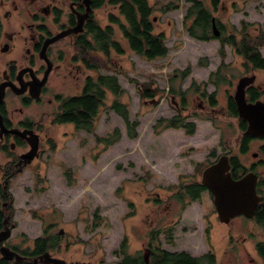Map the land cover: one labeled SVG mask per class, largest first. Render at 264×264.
Here are the masks:
<instances>
[{
	"label": "rangeland",
	"instance_id": "1",
	"mask_svg": "<svg viewBox=\"0 0 264 264\" xmlns=\"http://www.w3.org/2000/svg\"><path fill=\"white\" fill-rule=\"evenodd\" d=\"M15 1L19 9L12 13L10 18L12 21L20 14L26 13V8L32 5L30 0ZM150 1L155 3L171 0ZM177 1L179 7L166 12L157 10L153 14L155 30L164 33L165 43L169 47L165 57L153 60L140 57L130 50L127 41L117 30L115 33L125 48L124 53L118 54L111 49L109 62L101 61L102 55L98 53L99 73L117 76L118 83L124 89L120 98L128 104L129 118L139 123L136 128L138 135L135 138L126 134L122 117L107 107L115 98L111 93H107L106 104L99 110L93 133L75 129L70 124H52L49 114L56 111V103L48 102V98L52 96L49 91L40 102L24 107L22 112L18 111L20 103L13 97L10 111L16 117L27 115L38 119L44 115L42 126L47 127L41 134L38 157L31 170L18 173L9 183L13 209L16 210L14 220L19 222L13 231L14 238H23L21 233L24 231L27 233L26 241H29L28 239L40 233L41 225L29 217L28 209L35 210L36 216L41 215L44 218L48 217L49 211L56 209L59 217L58 227L78 233L82 245H87L88 249L97 248L100 264L117 263L113 251L127 233L128 224L131 223L130 227L134 226L135 232H139L138 226L143 225L141 219L143 210L151 218H155L157 213L164 210L162 205L155 206L154 197L157 193H160V197L163 196L167 192V186L177 182L175 176L186 175L185 181L199 180L201 170L208 161L223 153H238L242 130L239 128L238 117L228 112L227 93L233 95L235 85L241 76L255 73L254 86L263 91L261 99H264V70L244 73L242 58L236 55L229 45H225L226 55L221 60L218 53L219 39L201 41L192 38L184 27V15L191 2ZM204 1L209 5V0ZM210 8L227 33L232 32V25L239 29L242 19L252 23L249 27L252 32L264 22V0H221L215 10L212 6ZM6 9L13 8L10 5L0 7V14L2 15ZM109 12L116 10L110 5L98 7L95 10L96 20L105 25ZM6 20L3 18V21ZM12 25L9 29H16L15 22ZM21 41L19 39L16 41V47L22 45ZM260 52L264 55V47L260 48ZM202 57L206 59L202 60L206 62L204 66L197 63ZM221 63L226 65L221 67L224 68V74L230 82H220L217 86L216 112L200 110L197 106L199 101L194 98L197 85L201 89L206 87V93L214 91L212 83L203 86L202 82L206 81L209 73L216 70ZM187 66L190 67L189 74L182 79L179 71ZM173 73H176V76L172 75ZM136 81L149 82L162 91L153 97L156 99L155 103H149V98L140 96ZM66 82L60 76L52 75L49 85L59 93L66 94L69 92L68 80ZM170 86L180 93H185L187 97L182 115H187V120L196 124L195 133L192 135L186 134L182 127L166 129L158 135L153 133L152 126L157 119L178 113L175 102L179 98L175 95L171 101ZM190 111L193 116L188 115ZM115 128L120 130V138L104 149V143H98L96 137H106ZM248 143V152L240 156L245 165L254 159L251 153L264 145V138L249 139ZM259 158L263 159L259 162L262 171L264 154ZM5 160V156L0 154V163H4ZM66 169L67 175L64 174ZM189 174L194 176L190 177ZM261 190L264 193V187H261ZM206 202L207 198L204 196L200 205L199 203L196 205L204 208ZM129 205L134 209L138 208L137 213L141 210L136 218H126L132 208H129ZM196 205L194 209L198 210ZM171 206L168 220L181 216L182 220L193 221L191 207H187L182 216L176 213L178 210L176 202ZM203 214H208L206 206ZM195 222L194 220L193 223ZM246 222L253 226L252 220ZM196 227L199 230L197 223ZM255 228L257 229L256 225ZM197 229L195 235L200 239L201 235L199 237ZM221 229L222 227H219L213 233L215 244L223 237ZM179 233L181 237L190 238V233L183 231ZM197 238L194 237L193 242L197 243ZM140 246L141 240L139 241L138 237L132 242L131 249L134 252ZM76 250L78 249L75 248L74 251ZM79 257L93 260L94 256L91 254V257L87 255Z\"/></svg>",
	"mask_w": 264,
	"mask_h": 264
},
{
	"label": "flooded vegetation",
	"instance_id": "2",
	"mask_svg": "<svg viewBox=\"0 0 264 264\" xmlns=\"http://www.w3.org/2000/svg\"><path fill=\"white\" fill-rule=\"evenodd\" d=\"M95 1L89 0L88 5L90 8L87 9L84 0H30L32 5L30 8H26V13L20 14L17 19L12 21L10 18L13 15L12 13L19 9L18 4L15 0H0V7L10 5L13 8L6 9L2 15L0 14V86L6 83L4 96L0 100V114L3 126L7 129V131L1 132L0 126V154L6 158L4 163H0V177L2 178L0 184L2 188L5 183L7 185L6 189L3 188L5 198L1 200L2 222L0 231L6 228L9 231L7 237L0 241V247L7 246L15 254L22 256L20 260H16L15 257L7 259L0 252V264H45L33 262V258L44 252H48L51 257L62 260L60 264H100L97 248L88 249L87 245H82L83 242L78 233L68 232L63 227H58L59 217L56 209L49 211L47 218L41 215L36 216L35 210L28 209L29 217L40 223V233L28 239L29 241H26L27 233L24 231L21 233L23 238H14L13 231L18 227L19 222L14 220L16 210L13 209V197L9 191V183H11L13 177L18 173L31 170L35 159L38 157L24 163L21 155L29 150L30 145L26 139L9 130L13 128L31 130L38 134L40 145L41 134L47 128L42 126L44 115L38 119L27 115L16 117L10 111V103L13 97L20 103L18 111L22 112L24 107L40 102L49 91L52 96L48 98V102L54 101L56 103V111H54V114H49V117L52 118V124H70L75 129L89 133L83 127H77L73 122H56L55 115L62 100L78 96L83 91L89 77L93 81H97L100 75L98 71V50L92 48V51H90L88 46L83 43L84 37L90 39L89 24L91 26L98 25L95 18L97 8L93 6ZM3 18L7 20L3 21ZM80 18H83L80 31L70 32L48 43L43 50L46 39L74 27ZM13 22L17 27L10 30L9 27L13 26ZM18 39L22 40L20 47H16ZM48 66L50 69L46 72ZM52 75L60 76L65 82L68 80V93L61 94L50 87L49 83ZM43 77L44 81L41 83ZM206 83L211 84V82ZM212 85L214 91L206 93V87L201 89L197 86V90L194 92V98L199 101L197 106L200 110H206L210 113L217 111L216 105L218 104L215 95L217 86L213 83ZM22 86L26 89L21 93L17 92V89L22 88ZM38 90V96L31 95V92L36 93ZM71 90H74V92L70 93ZM176 96L179 100H176L175 104L177 105L175 107L178 109L177 114H179V109L185 108L187 97L185 93H178ZM212 100H214L213 103H211ZM188 115L193 116L192 111L188 112ZM184 116L187 120L188 116ZM262 138L264 136L251 139ZM248 150L249 143L247 142L246 149L243 151L242 143L239 141L238 153L228 152L223 154L228 156L230 165L235 157L239 165V168L236 169L239 174L237 177L248 171L255 172L258 175L257 188L258 182L264 179V170L260 171L261 166L259 164L260 161H263L259 157L264 154V145L251 153L254 159L245 165L240 156L245 155ZM218 157L208 161L204 168L216 161ZM204 168L201 170V178ZM230 171L233 176L232 165ZM64 174L67 175L66 171ZM189 175L190 177L194 176V174ZM179 176H175L177 182L170 183L167 186V192L163 196L160 197V193H157L154 197L155 206L162 205L165 211L163 210L157 213L155 218H151L143 210L141 216L143 225L138 226L139 232H135L134 226L130 227L131 223L128 224L127 233L113 251L114 258L117 261L114 264H264V215L262 218L259 214L264 211V193L261 190V187L264 186H261L260 189L257 188L261 200L258 203L260 205L255 208L253 216L235 215L229 221H221L214 204L213 194L202 183L201 178L185 181L186 175L180 174ZM182 180L185 181L183 185ZM195 184L204 185L205 188L197 192L187 188ZM204 196L207 198L205 206L208 214H203L205 206L201 208L196 205L198 203L200 205ZM173 202L178 204L176 212L178 215L182 214L184 216L182 212L187 207H191L193 221L182 220L181 216L171 217L168 220L167 216ZM129 204L131 205V201H129ZM130 205L129 208H132H130L131 211L127 213L126 218H136L141 210L137 213L138 208L134 209ZM194 205L199 208V211L194 209ZM138 217L140 218V215ZM249 219L252 220L253 226H249L246 222ZM194 220L195 223H193ZM219 227H222L223 237L215 244L212 236ZM196 229L199 237L201 235V240L195 235ZM181 231L190 233V238L181 237V233H179ZM259 231L261 232L259 233ZM138 237L139 241L141 240V246L133 252L131 244ZM194 237L197 238V243L193 242ZM37 239H40L43 244L41 249L36 248ZM75 248L78 250L74 251ZM91 254L94 256L93 260L90 258L80 259L79 257L85 255L91 257ZM75 256L78 258H74ZM47 264L55 263L50 262Z\"/></svg>",
	"mask_w": 264,
	"mask_h": 264
},
{
	"label": "trees",
	"instance_id": "3",
	"mask_svg": "<svg viewBox=\"0 0 264 264\" xmlns=\"http://www.w3.org/2000/svg\"><path fill=\"white\" fill-rule=\"evenodd\" d=\"M186 1H190L191 4L187 6L184 15V27L192 38L201 41L214 38L219 39L220 46L218 53L221 60H223L226 55L225 45H229L233 52L242 58L244 73L253 70H264V55L260 52V48L264 47V22L259 24L257 28H255L256 30L252 32L249 29L252 23L242 19L240 20L239 29H236V27L232 25V32L227 33L221 21L213 15L210 8L212 6L215 10L221 0H209L210 6L207 5L204 0ZM103 5L112 6L115 8L116 12L108 13V21L105 25L99 22L98 25L95 24L94 26L89 24L88 31L90 39L84 37L83 42L88 46L90 51H92V48L98 50V53L102 55L101 61H110L111 49L118 54H122L125 51L115 30L127 41L128 47L132 52L146 60H153L167 55L169 47L165 43V35L163 32H157L155 30L153 14L157 10L166 12L179 7L180 4L177 0L168 2L155 1V3L150 0H96L93 6L100 8ZM235 10L237 9L235 8ZM212 17L215 18V23L221 32L218 37H216L212 31ZM204 59V57L200 58L197 63L204 66V64H206V62L202 61ZM101 66L107 67V65ZM221 66L223 67L226 65L225 63H221L216 70L210 72L206 82H211L216 86H218L220 82H230L227 75L224 74V68ZM189 71V66L179 71L181 78L184 79L189 74ZM172 75L176 76V73ZM206 82H202V84L204 85ZM137 84L139 85L138 91L140 96L145 99L154 97L157 92H162L149 82L143 81L137 82ZM123 92L124 89L118 83L116 75L100 73L97 81H93V79L89 77L83 91L78 96L68 97L62 100L55 115V121L59 123L73 122L77 127H83L87 132L93 133L99 110L106 104L107 93H111L115 98L107 107L114 110L122 117L125 122L126 134L131 138H135L138 135L136 128L139 123L137 120H130L128 104L120 98ZM169 93L176 95L180 92L173 86H170ZM262 94L263 91L257 86H254V84L247 88V97L249 100L261 98ZM213 102L214 100H212L211 103ZM183 109L184 108L179 109V114L157 119L152 126L153 133L158 135L166 129H178L182 127L186 134H194L196 124L193 121L186 120V116L182 115ZM227 109L231 115L238 117L236 104L232 95L229 93H227ZM238 124L243 132L246 127V121L238 117ZM119 138L120 130L115 128L106 137H96V141L98 143L103 142L104 149H106ZM251 138H253V136L242 134L241 143L243 151L246 149L247 142ZM231 165L233 176L237 177L239 174L236 172V169L239 168V165L235 157L232 159ZM66 173L68 174V170H66ZM184 182L185 181L182 180V185ZM261 186H264V179L258 182L257 188L260 189ZM187 188L197 192L205 187L201 184H195ZM3 193V188L0 184V224L2 222L1 200L5 198ZM117 194L121 196L118 192ZM259 214L263 218L264 211ZM42 246L41 240L37 239L36 248L41 249Z\"/></svg>",
	"mask_w": 264,
	"mask_h": 264
},
{
	"label": "water",
	"instance_id": "4",
	"mask_svg": "<svg viewBox=\"0 0 264 264\" xmlns=\"http://www.w3.org/2000/svg\"><path fill=\"white\" fill-rule=\"evenodd\" d=\"M84 1L87 4V9H89V0ZM82 22L83 18H80L74 27L66 29L46 39L43 50L48 43L69 34L70 32L80 31L82 28ZM212 31L215 36L220 34V30L215 23L214 17H212ZM49 69L50 67L48 66L46 72H48ZM255 79V73L241 76L235 85L232 97L236 104L238 117L246 121V127L243 133L254 137H261L264 136V99L257 98L249 100L246 93V88L252 85L255 82ZM43 81L44 77L41 80V83ZM5 86L6 83L0 86V100L4 96ZM25 89L26 88L22 86V88L17 89V92L21 93ZM38 92L39 90L36 93L31 92V95L38 96ZM173 100L174 96L171 95V101ZM148 102L155 103L156 99L150 98ZM0 126L1 132L7 131V129L3 126L1 114ZM9 131L26 139L30 145L29 150L21 155L24 163L30 162L33 158L38 156V134L32 132L31 130H19L16 128L10 129ZM230 167L231 165L228 156L226 154H222L216 161L205 167L202 172L201 181L212 192L214 204L221 221H229L230 218L235 215H244L246 217L253 216L255 208L261 200V196L257 193L256 188L258 175L253 171H248L245 174L234 178L231 174ZM6 186L7 185L5 183L3 188L6 189ZM8 233L9 231L7 228L1 230L0 241L5 239ZM0 252L3 257L7 259L15 257L16 260H20L22 258L21 255L17 253L15 254L7 246H1ZM33 262H42L45 264L53 262L55 264H60L62 260L51 257L48 252H44L33 258Z\"/></svg>",
	"mask_w": 264,
	"mask_h": 264
}]
</instances>
